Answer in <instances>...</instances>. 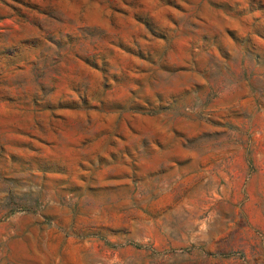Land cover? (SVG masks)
I'll return each mask as SVG.
<instances>
[{"label": "rangeland", "instance_id": "374dc122", "mask_svg": "<svg viewBox=\"0 0 264 264\" xmlns=\"http://www.w3.org/2000/svg\"><path fill=\"white\" fill-rule=\"evenodd\" d=\"M0 264H264V0H0Z\"/></svg>", "mask_w": 264, "mask_h": 264}]
</instances>
